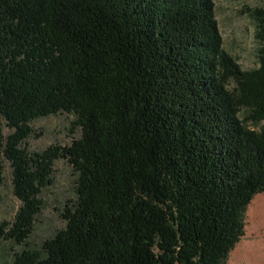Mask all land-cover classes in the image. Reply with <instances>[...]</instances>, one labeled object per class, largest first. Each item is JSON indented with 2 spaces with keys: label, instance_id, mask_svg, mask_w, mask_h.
<instances>
[{
  "label": "trees",
  "instance_id": "1",
  "mask_svg": "<svg viewBox=\"0 0 264 264\" xmlns=\"http://www.w3.org/2000/svg\"><path fill=\"white\" fill-rule=\"evenodd\" d=\"M250 13L262 48L244 72L213 0H0V186L5 160L20 202L5 240L27 245L56 161L77 175L64 228L12 264L226 263L264 193V8ZM60 113L79 137L29 151L31 124Z\"/></svg>",
  "mask_w": 264,
  "mask_h": 264
},
{
  "label": "rangeland",
  "instance_id": "2",
  "mask_svg": "<svg viewBox=\"0 0 264 264\" xmlns=\"http://www.w3.org/2000/svg\"><path fill=\"white\" fill-rule=\"evenodd\" d=\"M215 17L222 38L223 50L231 56L241 71L258 68L261 43L256 38L257 22L250 11L264 8V0H213ZM249 112L241 110L239 118L254 129L247 120ZM74 118L65 113L36 120L31 124L34 135L26 140L31 152H43L50 146H68L80 131L73 126ZM4 135L10 130L1 121ZM3 183L0 186V264H12L16 254L25 249L41 251L42 243L65 226L61 214L76 201L77 175L63 160L53 167V184L42 191L43 207L35 217L27 245L5 240L17 215L20 202L12 192V170L2 160ZM8 224V226H4ZM225 264H264V193L256 195L244 212V234L230 252Z\"/></svg>",
  "mask_w": 264,
  "mask_h": 264
}]
</instances>
